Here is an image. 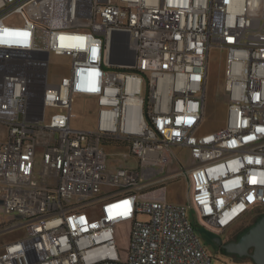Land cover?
I'll return each instance as SVG.
<instances>
[{"label":"built area","instance_id":"obj_1","mask_svg":"<svg viewBox=\"0 0 264 264\" xmlns=\"http://www.w3.org/2000/svg\"><path fill=\"white\" fill-rule=\"evenodd\" d=\"M211 47L227 118L199 133ZM81 96L92 130L71 125ZM105 146L126 165L109 170ZM0 200V233L25 226L0 264H210L198 229L264 209V0H0Z\"/></svg>","mask_w":264,"mask_h":264},{"label":"rangeland","instance_id":"obj_2","mask_svg":"<svg viewBox=\"0 0 264 264\" xmlns=\"http://www.w3.org/2000/svg\"><path fill=\"white\" fill-rule=\"evenodd\" d=\"M117 2L118 0H114ZM62 58L52 57L50 62V77L61 71ZM65 72V69L63 70ZM225 72H226V51L217 47H211L208 51L207 60V76L205 80V98L203 105V118L198 132L204 133L214 131L225 126L227 118L228 93L225 90ZM53 73V74H52ZM52 111L51 108H46V114ZM71 125L75 128H82L92 130L95 128V103L89 97H78L71 108ZM107 152V167L109 170L122 168L126 165L125 160L120 154H117L116 149L111 146H105ZM175 163L174 169L179 168L180 163L178 158L183 163V166H190L191 161L188 156L187 149L183 147H174ZM134 162L133 158L129 159L128 164ZM188 190V182L184 177L172 180L166 186L167 198L172 201H183L186 199ZM259 214H264V209L258 212L257 209H250V211L237 222L230 231L241 230L245 224L253 222L255 217ZM189 219H193L192 210L188 211ZM139 219H146L147 216L142 214L138 216ZM14 219L13 214L4 212L0 205V226L9 225ZM127 230L128 224L121 225L118 228L117 241L120 249L124 251L127 246ZM25 232V226L20 225L11 230L0 233V244L16 237H21ZM214 233H211V235ZM211 262L210 264H254L250 259H244L242 263H237L229 260L221 253L210 250Z\"/></svg>","mask_w":264,"mask_h":264},{"label":"water","instance_id":"obj_3","mask_svg":"<svg viewBox=\"0 0 264 264\" xmlns=\"http://www.w3.org/2000/svg\"><path fill=\"white\" fill-rule=\"evenodd\" d=\"M1 203V200H0ZM228 252L249 255L255 264H264V214L237 240L223 244Z\"/></svg>","mask_w":264,"mask_h":264},{"label":"flooded vegetation","instance_id":"obj_4","mask_svg":"<svg viewBox=\"0 0 264 264\" xmlns=\"http://www.w3.org/2000/svg\"><path fill=\"white\" fill-rule=\"evenodd\" d=\"M244 218V217H243ZM241 220V219H240ZM239 220V221H240ZM237 221V222H239ZM236 222V223H237ZM235 223V224H236ZM234 224V225H235ZM250 224V223H249ZM249 224H245L241 230H237V231H230L231 228L234 226H231L227 229H225L223 232L221 233H217V234H212L209 235L208 239L205 242V246L208 249L209 253L210 250H214L217 251L219 253H221L223 256H225L226 258H228L229 260H232L234 262L237 263H242L245 260L244 259H250L253 263V259L249 256V255H239L238 253H232V252H228L226 251V249L223 247V244L230 242V241H235L238 239V237L242 234V232L245 230V228L249 225ZM211 256V255H210ZM255 264V263H254Z\"/></svg>","mask_w":264,"mask_h":264},{"label":"trees","instance_id":"obj_5","mask_svg":"<svg viewBox=\"0 0 264 264\" xmlns=\"http://www.w3.org/2000/svg\"><path fill=\"white\" fill-rule=\"evenodd\" d=\"M261 215L263 214H259L257 217H255V219L253 220V222H251L243 232H245ZM199 230V233L201 235V237L203 238V241H206L209 237V235H211V232H208V231H205L203 229H198ZM242 232V233H243ZM205 243V242H204Z\"/></svg>","mask_w":264,"mask_h":264}]
</instances>
